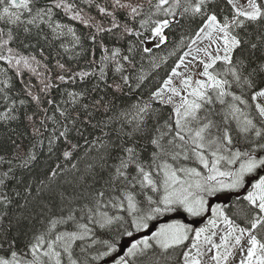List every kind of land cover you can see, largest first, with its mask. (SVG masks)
<instances>
[{
  "label": "snow or ice",
  "instance_id": "obj_1",
  "mask_svg": "<svg viewBox=\"0 0 264 264\" xmlns=\"http://www.w3.org/2000/svg\"><path fill=\"white\" fill-rule=\"evenodd\" d=\"M0 264H264V0H0Z\"/></svg>",
  "mask_w": 264,
  "mask_h": 264
},
{
  "label": "rangeland",
  "instance_id": "obj_2",
  "mask_svg": "<svg viewBox=\"0 0 264 264\" xmlns=\"http://www.w3.org/2000/svg\"><path fill=\"white\" fill-rule=\"evenodd\" d=\"M164 218H167V217H164ZM162 222H160V223H165V222H170L168 219H163V220H161Z\"/></svg>",
  "mask_w": 264,
  "mask_h": 264
},
{
  "label": "trees",
  "instance_id": "obj_3",
  "mask_svg": "<svg viewBox=\"0 0 264 264\" xmlns=\"http://www.w3.org/2000/svg\"><path fill=\"white\" fill-rule=\"evenodd\" d=\"M163 219H165V220L168 219L169 220V218H161V220H163ZM161 220H160V222H162Z\"/></svg>",
  "mask_w": 264,
  "mask_h": 264
}]
</instances>
